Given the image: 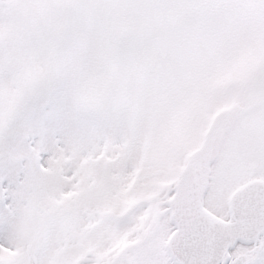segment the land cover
<instances>
[{"label":"snow or ice","instance_id":"6c2138e0","mask_svg":"<svg viewBox=\"0 0 264 264\" xmlns=\"http://www.w3.org/2000/svg\"><path fill=\"white\" fill-rule=\"evenodd\" d=\"M0 264H264V0H0Z\"/></svg>","mask_w":264,"mask_h":264}]
</instances>
